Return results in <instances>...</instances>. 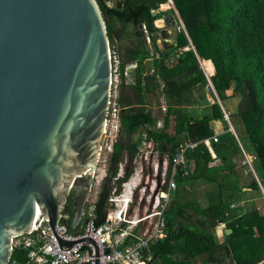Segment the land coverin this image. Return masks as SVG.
Listing matches in <instances>:
<instances>
[{
  "label": "trees",
  "instance_id": "1",
  "mask_svg": "<svg viewBox=\"0 0 264 264\" xmlns=\"http://www.w3.org/2000/svg\"><path fill=\"white\" fill-rule=\"evenodd\" d=\"M97 2L106 25L110 51H115L118 57L115 102L120 108L119 129L106 155L105 175L75 228L71 227L74 203L68 196L63 209L67 217L61 218L67 233L82 232L90 205L95 227L106 220L108 198L122 191V183L133 172V159L144 133L147 148L150 145L152 150L169 156L185 141L196 143L185 150L187 174L182 175V168H177V189L165 211V231L149 245L148 264H224L225 260L230 264L259 263L264 259V212L256 206L240 211L232 208L235 202L239 205L240 194L258 188V182L252 177L247 184L239 185L236 178H232L226 162L231 154L229 144L235 136L226 125L218 140H211L212 121L225 122L219 103L214 100L199 115H191L187 106L197 103V93L208 83L200 59L208 66L205 71L213 73L209 78L221 101L240 97L235 112L228 117L237 137L244 136L250 143L253 164L258 176L264 178V0H172L186 32L179 28L174 47L164 52L158 50L150 37L152 55L145 34L155 30L156 17L171 13L172 9L158 11L154 16L150 12L168 0H123L119 8L107 0ZM128 64H135L133 83L126 82ZM150 94L155 96L158 106V97H164L166 107L161 127L156 126L161 112H153ZM170 117L174 120L172 133L166 130ZM205 139H210L219 163H212ZM124 158L128 161L126 170L116 177L118 165ZM195 181L212 185L207 193L209 202L194 207L197 217L185 224L179 221L173 204L181 188L190 189ZM133 198L137 199L136 191ZM219 220L225 223V228L231 229L228 234L224 232L221 241L214 236ZM15 239L9 264L12 261L24 264L27 248ZM224 244L229 247L228 255Z\"/></svg>",
  "mask_w": 264,
  "mask_h": 264
},
{
  "label": "water",
  "instance_id": "2",
  "mask_svg": "<svg viewBox=\"0 0 264 264\" xmlns=\"http://www.w3.org/2000/svg\"><path fill=\"white\" fill-rule=\"evenodd\" d=\"M172 10L186 32L173 3ZM175 24L173 13L161 15L145 35L164 52L175 45ZM109 53L97 0H0V264L9 263L14 237L45 226L66 248L92 242L61 239L55 226L65 230L70 195L77 227L91 195L111 91ZM134 66H126L128 83Z\"/></svg>",
  "mask_w": 264,
  "mask_h": 264
},
{
  "label": "built area",
  "instance_id": "3",
  "mask_svg": "<svg viewBox=\"0 0 264 264\" xmlns=\"http://www.w3.org/2000/svg\"><path fill=\"white\" fill-rule=\"evenodd\" d=\"M179 28H182V26H179ZM146 34L148 33L146 32ZM145 37L148 42L150 40L149 37L146 35ZM116 54L115 51H110L109 53L112 72L111 87L113 86V80L116 83L112 92L110 91L106 118L101 135L102 137L107 131L109 132L107 136L110 137L111 142L110 145H107L108 152L111 150L112 142L116 138L119 129L120 108L115 102L116 84L118 82L117 64L113 65L114 58H116V62L118 63ZM223 113L224 118H228L227 113ZM211 140L216 142L218 134L214 133ZM204 143L208 146L209 151H211L210 139H205ZM195 145V142L185 141L172 156L166 155L164 177L160 181H155V176L159 171L158 162L156 158L154 160L151 158L153 150L150 145L147 148L146 137L142 133L137 154L133 159L135 169L129 179L122 183V191L119 194L109 196V209L106 220L95 227L93 225L92 207L90 205L87 209L88 220L80 234L71 235L67 233L66 227L63 230L61 226H55V233L61 239L75 240L86 236L92 242L80 241L66 248L59 244L49 226L31 230L23 234L29 238L22 242L27 248V261L24 264H93L95 250L99 252L98 264H148L146 253L149 250V245L161 237L165 231V211L169 207L177 189L175 178L177 168H182V175L187 174L185 150L193 148ZM126 163L128 164L126 158L119 163L116 177L123 175L126 170ZM103 172L105 175V167ZM137 179L141 181L137 182ZM125 186L129 188L134 187L131 194L123 190ZM153 189L156 190L155 205L150 210L148 206H144L142 211L135 208V202H141L148 190L151 192ZM135 191L137 192L136 200L133 198ZM140 191L142 192L140 193ZM147 203L148 205L150 204L149 201ZM130 210L132 211L130 212ZM63 217H67V214L63 213ZM126 239L127 241L125 242ZM10 264L18 263L12 261Z\"/></svg>",
  "mask_w": 264,
  "mask_h": 264
},
{
  "label": "rangeland",
  "instance_id": "4",
  "mask_svg": "<svg viewBox=\"0 0 264 264\" xmlns=\"http://www.w3.org/2000/svg\"><path fill=\"white\" fill-rule=\"evenodd\" d=\"M108 2H111L112 4L114 3V0H107ZM172 9V3L169 1L167 3H164V5H160L157 11H163V10H168ZM173 16L176 20V24L174 26V32L178 30V27L180 26V23L178 22V19L176 15L174 14L173 10L172 12ZM172 32V34H174ZM151 48L153 49L152 43L150 42ZM117 55V54H116ZM116 58L113 59V65H116ZM204 70H206V65L204 62H202V65ZM113 76V75H112ZM114 82L113 80V86L112 89L114 88ZM112 92V91H111ZM208 97V99H206ZM216 100L215 98V93L212 90L210 86L204 85L201 87V90L197 93V106L193 108V114L194 115H199L202 113V110L198 108L200 105H204L206 103H209L210 101ZM240 97L239 96H232V98L228 101H224V104L228 106V108H224L225 113L227 115H231L235 112L237 103L239 102ZM223 103V102H222ZM221 104V100H220ZM222 107L223 104H221ZM229 109V110H228ZM232 109V111H230ZM223 111V112H224ZM224 114V113H223ZM223 121V120H222ZM224 122V121H223ZM224 124L227 126L228 130L231 131V133L235 136L234 140L229 144L230 149H231V154L228 157V161L226 162V167L228 169H231V172L233 173L231 176L233 179L236 178V181L239 185L241 184H247L252 177H254L257 182H258V188L254 189H248L244 190V193L240 194V202H238L239 205H237L235 202L233 204V209L235 211H240L242 208L243 209H249L253 206H256L260 212H264V178H260L258 176V173L255 169L253 159V152L251 151L252 147L248 140L244 137L235 134L234 126L231 124V121L228 118H225ZM108 131L107 133L101 137L100 140V145H101V150L95 170V177L93 180V185L91 188V195L88 200H91L95 190L101 180V178L104 176L103 169L105 167V162H106V155L108 152L107 145H110V137H108ZM234 152V153H233ZM245 152V154H244ZM242 154V155H241ZM220 162V159L215 160V163ZM213 163V162H212ZM127 167V163L125 165V168ZM139 178V177H138ZM140 179H137V182H140ZM138 184V183H137ZM134 188V187H133ZM133 188L129 187H124L123 190L126 192H130V194L133 191ZM186 188V187H185ZM184 188V189H185ZM212 185L208 183H203V182H193L191 184L190 189L183 190L181 188L180 194L176 200V203L174 202V207L173 210L176 213V216L179 218V221L188 224L193 221L197 217L196 212L194 210V207L199 206H205L209 200L207 197V193L211 190ZM243 189H245L243 187ZM142 191H140L141 193ZM155 194L156 190H152L151 192L148 190V192L144 195L143 199L141 202H135V208L140 209L141 211L143 210L144 206H148L149 210L155 205ZM149 201L146 204V202ZM134 208V209H135ZM226 225L224 222L218 221V224L214 227V236L217 241H221L224 239V229ZM29 238L26 235H20L15 239V242H24L28 240ZM230 264L226 260L224 264ZM191 264H200L199 262H192ZM207 264H212V263H207ZM257 264H264V259H262L259 263Z\"/></svg>",
  "mask_w": 264,
  "mask_h": 264
},
{
  "label": "crops",
  "instance_id": "5",
  "mask_svg": "<svg viewBox=\"0 0 264 264\" xmlns=\"http://www.w3.org/2000/svg\"><path fill=\"white\" fill-rule=\"evenodd\" d=\"M174 42H175V38H174ZM150 54H151V52H150ZM153 54V53H152ZM151 54V55H152ZM155 56H157V52H155ZM202 61L203 60H201V65H202ZM203 68V67H202ZM204 70V69H203ZM205 73H206V77H207V81H208V86H210L211 88H212V86H211V84L209 83V76L211 75V74H213V73H211V74H208L206 71H205ZM135 76V75H134ZM213 90V89H212ZM197 96V95H196ZM232 97H227L226 99H224V101L226 102V101H228V100H230ZM206 99H208V97H206ZM149 100H150V104H151V108H152V110H153V112H155L156 110H160V115H158V118H157V122H156V126L157 127H161L162 125H163V119H162V116H163V113H164V110H165V107H166V105H165V103H164V97H162V96H159L158 97V102L157 103H160V105L158 106V105H156V102H155V96L153 95V94H150L149 95ZM224 101H221V104H223V106L224 107H222V105H221V108H222V111H224L225 109L224 108H228V106L227 105H225L224 104ZM213 101L211 100L209 103H206V104H204V105H200V106H198V108L199 109H201L202 110V113L204 112V108L208 105V104H210V103H212ZM223 102V103H222ZM197 106V103L195 104V105H188L187 106V108H188V111L191 113V115H193V108H195ZM229 110V109H228ZM230 111H232V109L230 110ZM225 112V111H224ZM232 124V123H231ZM173 125H174V120L172 119V117H170V120H169V123H168V125H167V127H166V130L169 132V133H172L173 132ZM212 126H213V132L214 133H217L218 135L219 134H221V133H223L225 130H226V128H225V124H224V122L222 121V120H219V119H217V120H213L212 121ZM213 133V134H214ZM235 134H236V132H235ZM210 149H211V151H210V153H211V156L213 157V163L214 164H217V163H215V160H217V159H219V158H217L216 157V155H215V153H214V151L212 150V148H211V145H210ZM151 158L154 160V158H156V160H157V162H158V173L156 174V176H155V181H160V179L162 178V177H164V172H165V164H164V162L166 161V159H167V156H166V154H160L157 150H153L152 151V153H151ZM219 163V162H218ZM152 168V167H151ZM151 168H150V171H151ZM134 169H135V167H134ZM133 169V170H134ZM162 186V185H161Z\"/></svg>",
  "mask_w": 264,
  "mask_h": 264
},
{
  "label": "bare ground",
  "instance_id": "6",
  "mask_svg": "<svg viewBox=\"0 0 264 264\" xmlns=\"http://www.w3.org/2000/svg\"><path fill=\"white\" fill-rule=\"evenodd\" d=\"M167 21H168V22H170V21H171V19H170V18H168V19H167ZM162 22H163V21H161L160 19H159V20H157V24H158V25H162V24H163ZM206 70H208V66H207V65H206Z\"/></svg>",
  "mask_w": 264,
  "mask_h": 264
}]
</instances>
